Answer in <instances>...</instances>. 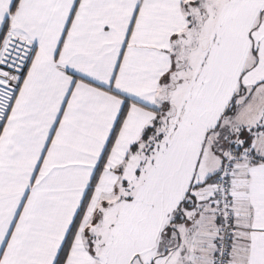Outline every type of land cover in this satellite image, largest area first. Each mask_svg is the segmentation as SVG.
<instances>
[{"label": "snow or ice", "instance_id": "obj_1", "mask_svg": "<svg viewBox=\"0 0 264 264\" xmlns=\"http://www.w3.org/2000/svg\"><path fill=\"white\" fill-rule=\"evenodd\" d=\"M0 264H264V0H0Z\"/></svg>", "mask_w": 264, "mask_h": 264}]
</instances>
